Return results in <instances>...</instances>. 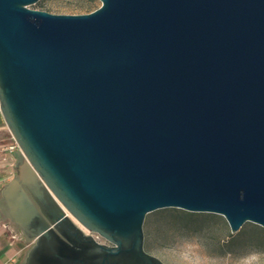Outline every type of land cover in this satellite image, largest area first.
Instances as JSON below:
<instances>
[{"label": "water", "instance_id": "obj_1", "mask_svg": "<svg viewBox=\"0 0 264 264\" xmlns=\"http://www.w3.org/2000/svg\"><path fill=\"white\" fill-rule=\"evenodd\" d=\"M38 1L0 0L24 264H163L143 225L164 208L264 227V0Z\"/></svg>", "mask_w": 264, "mask_h": 264}, {"label": "rangeland", "instance_id": "obj_2", "mask_svg": "<svg viewBox=\"0 0 264 264\" xmlns=\"http://www.w3.org/2000/svg\"><path fill=\"white\" fill-rule=\"evenodd\" d=\"M101 5V0H39L30 8L83 15ZM143 229L145 250L163 264H264V227L252 222L232 233L221 215L164 208L149 213Z\"/></svg>", "mask_w": 264, "mask_h": 264}, {"label": "crops", "instance_id": "obj_3", "mask_svg": "<svg viewBox=\"0 0 264 264\" xmlns=\"http://www.w3.org/2000/svg\"><path fill=\"white\" fill-rule=\"evenodd\" d=\"M24 161L0 108V264H24L34 245L11 218L3 196L5 187L17 177Z\"/></svg>", "mask_w": 264, "mask_h": 264}, {"label": "flooded vegetation", "instance_id": "obj_4", "mask_svg": "<svg viewBox=\"0 0 264 264\" xmlns=\"http://www.w3.org/2000/svg\"><path fill=\"white\" fill-rule=\"evenodd\" d=\"M96 237V236H95ZM103 240V241H102ZM102 240H98L99 242H101V243H103V244H107V245H110L107 241H105L104 239H102Z\"/></svg>", "mask_w": 264, "mask_h": 264}, {"label": "built area", "instance_id": "obj_5", "mask_svg": "<svg viewBox=\"0 0 264 264\" xmlns=\"http://www.w3.org/2000/svg\"><path fill=\"white\" fill-rule=\"evenodd\" d=\"M18 146V145H17ZM98 239V236L96 237Z\"/></svg>", "mask_w": 264, "mask_h": 264}]
</instances>
